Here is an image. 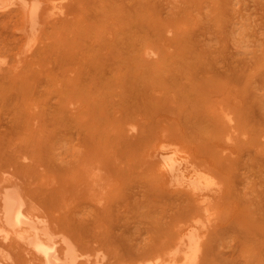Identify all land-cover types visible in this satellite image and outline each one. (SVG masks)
<instances>
[{
  "label": "rangeland",
  "instance_id": "1",
  "mask_svg": "<svg viewBox=\"0 0 264 264\" xmlns=\"http://www.w3.org/2000/svg\"><path fill=\"white\" fill-rule=\"evenodd\" d=\"M59 1L30 36L0 12V183L102 264L168 254L194 213L213 220L197 264H264V0ZM162 143L213 205L166 184Z\"/></svg>",
  "mask_w": 264,
  "mask_h": 264
},
{
  "label": "bare ground",
  "instance_id": "2",
  "mask_svg": "<svg viewBox=\"0 0 264 264\" xmlns=\"http://www.w3.org/2000/svg\"><path fill=\"white\" fill-rule=\"evenodd\" d=\"M58 1L57 3L49 2L50 8H48V3L45 0L43 4H47L44 5L47 6L44 8L45 10L47 8L46 11L50 9L53 15H58L57 17L60 15L61 17L66 15L64 10L66 5L64 2L59 1L60 3H58ZM41 3L42 0H0V12L20 7L23 10V16L24 14L26 16L24 23L27 26L24 30H28L30 36V33H36L38 16L41 15L39 20H42L43 15L41 13L46 12L40 11ZM13 6L14 8H12ZM44 6L41 8L43 9ZM61 13L63 14L61 15ZM33 36L32 38H34ZM232 137L235 140L234 133ZM178 153L180 152L174 147L165 143L160 144L159 148L153 152L155 157L153 162L158 166L159 175L172 188L183 189L196 195L199 204L213 205L214 195L220 191L218 182L213 177L208 176L209 174L199 170L200 167L197 168V165L189 157ZM200 200L201 202H199ZM201 207L204 209L201 210V213L206 211V216H208L209 210H206L207 208L205 209L203 205ZM202 218L204 219L205 216ZM188 219L190 220L185 224L186 226H182L183 229L178 235V237L180 236L177 238L178 241H175L176 244H173L174 246L170 247V250H168L169 248L166 250L168 254H154L145 260L146 262L144 261L145 264H197L202 254L204 235L207 229L209 231L212 226L210 222L213 223V220L210 217L203 220L198 213L191 214ZM61 233L56 232L43 215L32 209L26 194L22 190L12 183H0V264H16V260H14V256L8 247V243L14 238L24 246L28 255H33L35 259H38L39 264H102L103 257L101 256V258L100 254L98 256L96 254L94 261L91 260V254H85L81 250L82 253H80L70 238ZM82 257L85 258L83 262L80 261Z\"/></svg>",
  "mask_w": 264,
  "mask_h": 264
}]
</instances>
